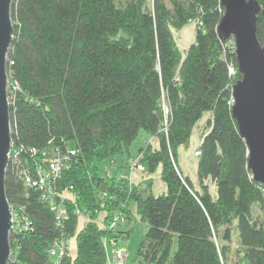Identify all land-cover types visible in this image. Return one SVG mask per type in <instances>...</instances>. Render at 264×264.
<instances>
[{
  "label": "trees",
  "instance_id": "1",
  "mask_svg": "<svg viewBox=\"0 0 264 264\" xmlns=\"http://www.w3.org/2000/svg\"><path fill=\"white\" fill-rule=\"evenodd\" d=\"M223 12L220 0H13V150L5 186L21 220L10 232L8 264H107L106 238L119 245L137 215L148 223L138 249L145 264H239L229 257L234 222L237 254L264 264V184L248 167L232 112L241 72L234 38L223 43L216 31ZM191 21L194 41L183 51L174 29ZM207 112L196 187L179 164V147ZM142 133L158 144H136ZM55 148L66 158L60 175L45 183L49 197L33 181ZM118 156L130 167L141 163L144 178L107 172L103 163ZM158 168L165 188L155 193L151 174ZM53 203L65 208L63 217ZM116 214L125 228L111 225ZM62 238H74L76 251L57 262L51 249Z\"/></svg>",
  "mask_w": 264,
  "mask_h": 264
},
{
  "label": "water",
  "instance_id": "2",
  "mask_svg": "<svg viewBox=\"0 0 264 264\" xmlns=\"http://www.w3.org/2000/svg\"><path fill=\"white\" fill-rule=\"evenodd\" d=\"M13 0H0V264H8L12 253L10 232L12 205L5 186L10 160L12 128L8 97L7 55L14 36L11 16ZM224 8L216 31L224 43L234 38L241 77L233 84V116L248 145V167L264 184V38L257 35L258 0H220Z\"/></svg>",
  "mask_w": 264,
  "mask_h": 264
},
{
  "label": "rangeland",
  "instance_id": "3",
  "mask_svg": "<svg viewBox=\"0 0 264 264\" xmlns=\"http://www.w3.org/2000/svg\"><path fill=\"white\" fill-rule=\"evenodd\" d=\"M195 29H196V22L195 21H191L190 23L186 24L185 26H183L180 29H174V35L176 37V40H177L180 48L183 51H185L187 49V47L190 45V43L192 41H194ZM9 85H10V83L8 82V87H9ZM207 116H208V113H206L204 115V117L199 121L198 125L194 129V132L192 134V138H191L190 143L188 145L189 147L186 146V147H183V149H182L183 150L182 151V155L185 158V160L183 158V161H184V163L186 165V167L184 169L190 175L192 174V171L194 170V165H193L192 161H189V160H188V162L186 161V157H185L186 149L188 147V150L189 149L192 150L191 144L192 143L194 144L196 142V138L197 137L199 138L200 131H201V129L203 128V126L205 124V119L207 118ZM197 130L199 132V136H197ZM150 136L151 135H149L147 133H142L139 136V138L137 139V141H136L137 143L136 144L143 143V142L147 141ZM154 139H156V138L152 137V136L150 137V140L154 141ZM68 145H69L70 148L75 147V141L74 140H70L68 142ZM136 146L137 145H135L134 149H133V158H135L136 154H137ZM123 161H124V157L122 158V157L118 156L115 159H113L112 161L104 162L103 163V165H104L103 167L105 168V170L107 172L110 171V173L111 172L112 173H116V172H114V169L115 168L118 169L119 167L122 168L125 165V163ZM119 162L121 164L119 166H117V163L119 164ZM127 166H130V164L128 165V163H127ZM125 172L127 173L128 176H130L131 178L134 179V181L137 182V181H139L138 179L142 176L143 169H139V168H134L132 170L126 169ZM151 176H152V180H153V184H152L153 191L155 193L162 192L163 189L165 188V184H164V182L162 181V179L160 177V168H158L155 172H153L151 174ZM212 188H213V191H215V185H213ZM131 206L135 209V204L133 202L131 203ZM258 210H259L258 208H255L254 214L256 212L258 213L259 212ZM260 215H261V217H264V210H261ZM83 218H84V216L81 215L80 221H82ZM123 222H125V220ZM117 227L123 229V228H125V225H123L121 223ZM231 228H232V240L229 242L230 243V247H231V251L229 253L230 261H240L239 264H249L248 260L246 258H242L240 253L237 254L238 253L237 249L239 248L238 246H239V238L240 237H239V228L236 226V222H234L231 225ZM147 229H148V223L145 220L141 219L137 215V217H136V219L134 221V229L131 232V234L127 238H125L124 240H121L119 245L117 244V247L123 248L125 250V257H124L122 263H120V264H145L144 260L141 257H139L138 249H139V246H140L142 240L144 239V237L146 235ZM74 240L75 239H73L72 242H71V247H72L71 250L75 252L76 251V247H75V243H73ZM109 255H110V253L108 251V256Z\"/></svg>",
  "mask_w": 264,
  "mask_h": 264
},
{
  "label": "built area",
  "instance_id": "4",
  "mask_svg": "<svg viewBox=\"0 0 264 264\" xmlns=\"http://www.w3.org/2000/svg\"><path fill=\"white\" fill-rule=\"evenodd\" d=\"M232 42L235 45L234 40H232ZM229 69L231 73L235 72V67L233 64L229 65ZM12 150H13V140H12V146L10 150V157L12 155ZM195 154L198 155L199 150H195ZM65 158L66 156H64V154L61 153L58 148H55L54 150H52L50 157H46V160L48 161L47 169H43V167L40 168L39 169L40 173L38 172L39 173L38 179L33 181L34 184H38L42 188L46 187L47 189H45V192H47L46 195H48L49 197L51 196V190L49 187L45 185V183L50 180H54L60 175L62 171V167L65 164ZM131 168L132 169L134 168L144 169V166L137 161H133L131 164ZM51 208L53 210H58V216H60V218L63 217L64 214L66 213L65 208H60L58 204L53 203L51 205ZM78 212L80 213L79 210ZM12 215H13V225H14L15 219L21 220L19 218V214L17 213V211L14 210L13 208H12ZM124 220L125 219L122 214H116L114 215L112 219L111 225L117 226L120 222L123 223ZM116 243L117 242L113 238L111 237L106 238V246L110 253L109 256L111 257L112 264L122 263L125 257V250L123 248L117 247ZM69 248H70L69 241L62 238L54 243L51 249V253L55 255L57 262H58L60 258H62L65 254H67Z\"/></svg>",
  "mask_w": 264,
  "mask_h": 264
},
{
  "label": "crops",
  "instance_id": "5",
  "mask_svg": "<svg viewBox=\"0 0 264 264\" xmlns=\"http://www.w3.org/2000/svg\"><path fill=\"white\" fill-rule=\"evenodd\" d=\"M208 113V115H209V113L210 112H207ZM197 136H199V132H198V130H197ZM151 137V136H150ZM150 137L148 138V140H150ZM153 137V136H152ZM192 138V137H191ZM191 140V139H190ZM151 141H153V140H151ZM154 143V145H157L158 144V141L156 140V139H154V141H153ZM190 143V142H189ZM200 143H201V135L199 136V138L197 137L196 138V142L193 144H191V148H192V150L191 149H189L188 150V147H187V149H186V153H185V157H186V161L188 162V160L189 161H192V163H193V165H194V170L192 171V174L190 175L187 171H185V167H186V165H185V163H184V161H183V155H182V149H183V147H186L185 145H181L180 147H179V157H178V161H179V164H180V166H181V168L183 169V171L186 173V174H188L190 177H191V179L193 180V182H194V184H195V186L196 187H200V185H199V179H198V173H197V166H198V157H197V155L195 154V150L198 148V146L200 145ZM188 150V151H187ZM127 158H124V163H125V166H123L122 168H115L114 169V172H117L118 171V173H122V172H124V173H126L125 172V170L126 169H130V170H132L131 169V167L130 166H127ZM184 160H185V158H184ZM121 163L119 162V164L117 163V166H119ZM187 164V163H186ZM113 166V165H112ZM113 169V168H112ZM127 174V173H126ZM144 175L145 174H143L142 173V176L138 179V180H141L142 178H144ZM131 178V177H130ZM133 181H134V179L133 178H131ZM136 182V181H135ZM138 182V181H137ZM213 185H215V183H213V182H211V181H209V187H210V191L212 192V194H215L216 193V185H215V191H213V188H212V186ZM85 220V217L83 218V220L81 221V223H80V226L83 224V221ZM74 238H71L70 240H69V243L71 244V242H72V240H73ZM73 243H75V247H76V241L74 240V242ZM105 244H106V242H105ZM121 246V245H120ZM71 247V246H70ZM122 247V246H121ZM72 248V247H71ZM106 248H107V246H106ZM71 250V249H70ZM72 251V250H71ZM72 253H75L74 251H72ZM107 264H112V262H111V257L110 256H108V249H107Z\"/></svg>",
  "mask_w": 264,
  "mask_h": 264
},
{
  "label": "bare ground",
  "instance_id": "6",
  "mask_svg": "<svg viewBox=\"0 0 264 264\" xmlns=\"http://www.w3.org/2000/svg\"><path fill=\"white\" fill-rule=\"evenodd\" d=\"M9 79V78H8ZM120 223H122V222H120ZM69 245L71 246V244L69 243ZM116 245H117V243H116ZM69 249H71V247L69 248Z\"/></svg>",
  "mask_w": 264,
  "mask_h": 264
}]
</instances>
